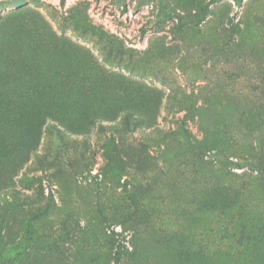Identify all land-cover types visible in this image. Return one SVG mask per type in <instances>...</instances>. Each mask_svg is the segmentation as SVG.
I'll use <instances>...</instances> for the list:
<instances>
[{
  "label": "rangeland",
  "instance_id": "374dc122",
  "mask_svg": "<svg viewBox=\"0 0 264 264\" xmlns=\"http://www.w3.org/2000/svg\"><path fill=\"white\" fill-rule=\"evenodd\" d=\"M210 3L0 0V20L40 15L103 78L158 90L161 101L153 131L115 135L134 158L126 164L105 160L112 134L96 127L88 147L78 136L58 147L43 130L36 153L0 159L10 169L0 180V264H113L118 244L121 264H264V0ZM205 125L225 144L197 151L182 137L185 128L200 140ZM219 199L233 204L201 210ZM235 217L261 240L249 255L229 241ZM29 218L38 245L21 248Z\"/></svg>",
  "mask_w": 264,
  "mask_h": 264
},
{
  "label": "trees",
  "instance_id": "16d2710c",
  "mask_svg": "<svg viewBox=\"0 0 264 264\" xmlns=\"http://www.w3.org/2000/svg\"><path fill=\"white\" fill-rule=\"evenodd\" d=\"M218 1L221 0H211L210 4ZM231 1L236 7L243 3V0ZM64 4L65 0H59L60 7ZM202 10L209 11V8L205 6ZM29 13L28 10L12 12L0 20V159L12 154L36 153L43 130L53 136L58 147L73 136H78L83 146L88 147L90 129L96 127L110 130L112 134L102 144L107 162L121 165V162L126 164V160L134 161L129 152L118 145L115 135L153 131L161 107L155 91L160 92L124 78L122 82L103 78L102 70L87 50L58 38L40 15L29 18ZM204 16L202 12L198 21ZM33 19L38 26L29 24ZM181 133L197 151L210 152L225 144L221 132L210 135L206 125L200 140L185 128ZM9 174L10 169L0 165L1 186H6ZM11 192L18 197L16 191ZM231 204L232 200H208L202 203L201 210L223 212L230 209ZM233 214L226 217L233 220ZM30 221L29 218L24 227L21 248L38 245ZM234 223L236 231L230 233L229 241L237 252L249 255L260 248L261 240L255 235L257 230L247 220L235 217ZM42 242L43 246L48 245L46 240ZM121 261L118 244L113 264H121ZM176 264L189 262L177 260ZM199 264L208 262L203 259Z\"/></svg>",
  "mask_w": 264,
  "mask_h": 264
}]
</instances>
